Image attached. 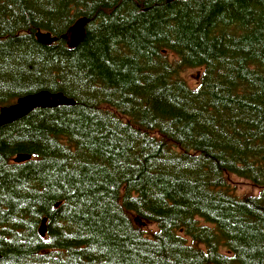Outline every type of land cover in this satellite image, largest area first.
<instances>
[{
    "label": "trees",
    "instance_id": "trees-1",
    "mask_svg": "<svg viewBox=\"0 0 264 264\" xmlns=\"http://www.w3.org/2000/svg\"><path fill=\"white\" fill-rule=\"evenodd\" d=\"M41 91L74 105L0 127V264H264V0H0V110Z\"/></svg>",
    "mask_w": 264,
    "mask_h": 264
},
{
    "label": "water",
    "instance_id": "water-1",
    "mask_svg": "<svg viewBox=\"0 0 264 264\" xmlns=\"http://www.w3.org/2000/svg\"><path fill=\"white\" fill-rule=\"evenodd\" d=\"M171 1V0H169ZM87 18H80L66 31L60 38L64 40L69 48H75L85 38V27L88 24ZM36 38L43 45H50L57 41V37H52L49 33H36ZM74 101L66 98L61 93H50L41 91L35 94L27 95L17 99L11 106L3 107L0 110V127L18 121L27 116L34 109H52L58 106H72ZM26 155H18L13 162L20 163L28 160ZM139 221V220H138ZM46 219L41 221L38 232L40 237L46 235Z\"/></svg>",
    "mask_w": 264,
    "mask_h": 264
},
{
    "label": "rangeland",
    "instance_id": "rangeland-1",
    "mask_svg": "<svg viewBox=\"0 0 264 264\" xmlns=\"http://www.w3.org/2000/svg\"><path fill=\"white\" fill-rule=\"evenodd\" d=\"M201 73L202 70L200 68L186 69L181 73V77L184 79V81L188 84L189 87L195 88L198 84ZM228 180L230 185L234 188L237 196L256 195L258 193L257 189L253 188L249 184V182L244 179H241L234 175H230L228 177ZM153 229H155V226L152 227V230Z\"/></svg>",
    "mask_w": 264,
    "mask_h": 264
}]
</instances>
